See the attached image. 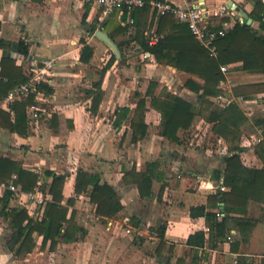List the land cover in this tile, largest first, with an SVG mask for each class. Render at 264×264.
<instances>
[{"label": "crops", "instance_id": "1", "mask_svg": "<svg viewBox=\"0 0 264 264\" xmlns=\"http://www.w3.org/2000/svg\"><path fill=\"white\" fill-rule=\"evenodd\" d=\"M166 1L183 8L204 7L213 29L227 31L243 19L264 35V7L256 9L258 0ZM230 2L235 5L230 13L214 14ZM153 12L150 8L144 34L156 30V21L150 27ZM106 19L100 21L97 8L86 0H0V79L7 84L16 80L13 88L0 94V158L37 174L44 191L38 185L32 191L37 188L46 197L40 205L28 198L29 191L18 196L12 192L8 209L24 208L29 217L40 220L45 204L52 200L48 193L52 177L46 172L64 174L61 204L68 206V217L74 211V221L83 229L72 242L58 238L52 250L50 241L42 247V235L34 232L33 250L16 256L7 242L17 228L0 213V264H176L177 259H183V264H264V202H249L248 216L256 222L244 241L234 221L239 215L227 214L222 200L209 199L217 192L229 191L224 183L225 158L235 152L229 150V142L199 115L188 129L177 131L178 142L160 133L161 115L146 95L149 82H157L154 95L167 90L197 105V94L184 86L192 76L157 63L150 53L144 57L145 52L131 40L132 29L112 40L123 50L124 58L121 53L117 57L96 35L97 30L105 31ZM92 26L94 32H90ZM20 41L27 54L19 50ZM85 45L93 49L87 62L81 59ZM112 53L116 60L105 69L97 86ZM225 66L218 87L230 103L222 105L215 96L211 101L221 108L237 105L243 121L237 128L241 150L236 153L245 167L263 169L258 150L261 147L264 153V77L246 72L240 62ZM34 69L44 70V79L33 80ZM24 77L26 80L19 82ZM25 84H30L28 92L8 98ZM30 95L33 101L26 106V133L10 130L6 125L14 121L13 106ZM141 98H145L147 129L133 142L130 123ZM122 107L130 109L125 118L118 115ZM152 163L158 177L152 180L150 195L141 196L130 173L146 172ZM81 170L111 186L122 210L111 218L97 215L96 204L89 197L92 187L75 192L76 175ZM18 177L14 171L0 182V197L9 190V182L21 189ZM69 199L72 202L68 204ZM201 205L217 213V219L226 218V232L235 233L231 240L226 234L215 248L210 247L205 218L191 216V208ZM162 225L166 230L160 245L157 233ZM200 230L205 232L204 246L188 245L189 235Z\"/></svg>", "mask_w": 264, "mask_h": 264}, {"label": "trees", "instance_id": "2", "mask_svg": "<svg viewBox=\"0 0 264 264\" xmlns=\"http://www.w3.org/2000/svg\"><path fill=\"white\" fill-rule=\"evenodd\" d=\"M144 7L136 8L133 12L134 24L132 39L140 47L141 51L149 52L153 55L157 63L170 65L176 69L190 74L184 86L197 94L198 104L164 90L159 95H154L156 81H150L146 95L149 96L151 106L161 115V135L172 140L179 141L177 131L179 129H188L194 117L199 115L206 122L213 124L214 131L223 136L229 142V150H234L232 155L225 158L226 166L224 169V183L229 187V191L217 192L209 199L222 200L225 203L224 211L227 214H238L234 217L236 225L239 227L241 237L247 241L251 235L252 228L256 222L255 218L248 216V205L251 200L264 202V168L255 169L245 167L240 160L239 154L241 150L238 145L239 132L237 130L239 124L243 121V117L237 105H230L227 108H221L211 101V98L220 92L219 82L224 76L221 66L240 62L241 67L246 72L261 73L264 77V35L258 34L247 23H236L232 28L228 29L223 36L218 37L214 41L217 54L212 55L206 47L194 37L189 26L186 23L178 21L173 14L165 13L157 15L153 12V18L150 27L156 21L157 27L155 33L159 39L150 43L151 34H144V28L147 24V18L150 12L149 0H145ZM256 9L260 10L264 7L262 0L256 2ZM256 10V13H258ZM257 16V15H256ZM108 19V20H107ZM103 24V28L108 32L109 37L114 40L119 34L130 31L129 26L122 25L117 21V10L110 15ZM260 19V17H259ZM95 27L90 28V32H94ZM130 40V41H131ZM115 41V40H114ZM117 47L124 58L123 50L120 43ZM1 45V41H0ZM19 50L27 54V48L23 41L19 43ZM82 61H88L93 54L92 47L85 45L82 49ZM87 57H84V54ZM116 56L112 53L106 67H104L101 79L97 83L100 86L102 76L105 69L110 66ZM9 61V60H8ZM5 73L1 72L3 76ZM197 78V79H195ZM26 80L21 78L19 82ZM16 80L9 84L3 83L0 79V94L6 93L13 88ZM1 98V95H0ZM33 101L30 95L22 101L16 102L13 106L15 114L14 121H10L6 127L12 131L21 134L26 133V106ZM120 118L128 116L130 109L122 107L119 109ZM0 114L2 112L0 111ZM8 115V114H7ZM145 118V98H141L136 106L130 126L133 129L132 141L136 142L146 134L147 125ZM205 142V140H204ZM258 155L264 161V153L261 147ZM17 171V184L21 185V191H32L37 185L42 191L44 186L38 183V175L24 169H18L16 164L7 158H0V182H5L10 178L11 174ZM52 177V181L48 188V193L52 200L45 204L43 216L40 220H34L29 217L24 208L8 209L9 198L13 195L12 191L7 190L0 197V213L9 219V225L17 228V232L13 233L7 242L10 251L16 256H20L24 252H31L35 246L33 233L42 235V247L50 241V250L54 249L58 238L65 242H72L77 239V232H83L74 221V211L68 217V206L61 204L62 189L66 179V175L57 174L51 171L46 172ZM132 182L136 184L141 196H149L151 193L152 180L158 177L157 166L149 164L146 172L130 173ZM89 191L90 200L96 204V213L99 216L111 218L115 216L123 205L121 204L115 190L108 184H100L99 177L85 171H78L76 175L75 192L81 193ZM72 200H68V204ZM205 205L192 207L191 216H203L209 229L208 243L210 247L215 248L217 243L225 238L226 218L217 219V213L206 210ZM213 207V206H208ZM134 224H138L134 222ZM63 229V230H62ZM166 226L162 225L158 229V237L161 240L160 245L164 242ZM206 242L205 232L197 231L189 235L187 244L192 247H203ZM183 259H177L176 264H183ZM165 264H169L166 262Z\"/></svg>", "mask_w": 264, "mask_h": 264}, {"label": "built area", "instance_id": "3", "mask_svg": "<svg viewBox=\"0 0 264 264\" xmlns=\"http://www.w3.org/2000/svg\"><path fill=\"white\" fill-rule=\"evenodd\" d=\"M91 2L99 12V20L103 21L110 15L114 14L117 10V20L122 25L129 26L130 29L133 28L134 24V16L133 12L136 8L144 7L146 5L145 0H86ZM264 3V0H262ZM149 5L153 11L157 14H165L170 13L175 16V18L181 22L186 23L194 37L200 42L201 45L209 49L212 55H216L217 51L214 46V41L225 34V29H213L209 23V16L210 13L204 8L199 5L189 6V7H178L173 6L170 2L166 0H151L149 1ZM234 3L231 4H223L220 6L218 12L214 14H223V13H230L234 8ZM240 22H244L243 19H240ZM152 37L150 43H154L159 39V36L155 33V31H151ZM149 52L144 53V57H148ZM46 66L50 67L51 62L47 61ZM227 67L225 65L221 66V71L225 72ZM44 70H33L32 79L39 81L44 79L45 75ZM223 80L219 82L222 83ZM30 85V84H29ZM28 84L21 85L17 89V93H10L9 99H14L17 95H22L29 91L30 86ZM215 100L222 105H229L230 100L224 98L220 93L215 95ZM34 116H37L35 112H33ZM8 189L14 193L15 196L22 195L23 192L13 183L9 182L7 185ZM28 198L32 199L34 202L42 205L46 201V197L36 188L34 191H29L27 193ZM219 216L222 213H218ZM130 232V229L127 230ZM234 232L229 231L226 235L228 240H231L234 237Z\"/></svg>", "mask_w": 264, "mask_h": 264}, {"label": "water", "instance_id": "4", "mask_svg": "<svg viewBox=\"0 0 264 264\" xmlns=\"http://www.w3.org/2000/svg\"><path fill=\"white\" fill-rule=\"evenodd\" d=\"M231 3V2H230ZM245 16V15H244ZM96 35L103 40L108 46L113 50L117 57H120V52L116 46V44L112 41V39L107 35V33L103 30H97Z\"/></svg>", "mask_w": 264, "mask_h": 264}, {"label": "rangeland", "instance_id": "5", "mask_svg": "<svg viewBox=\"0 0 264 264\" xmlns=\"http://www.w3.org/2000/svg\"><path fill=\"white\" fill-rule=\"evenodd\" d=\"M149 251H150V249H149Z\"/></svg>", "mask_w": 264, "mask_h": 264}]
</instances>
